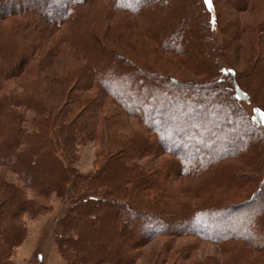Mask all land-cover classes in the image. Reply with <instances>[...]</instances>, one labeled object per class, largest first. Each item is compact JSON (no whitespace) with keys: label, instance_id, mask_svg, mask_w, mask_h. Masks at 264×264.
<instances>
[{"label":"trees","instance_id":"obj_1","mask_svg":"<svg viewBox=\"0 0 264 264\" xmlns=\"http://www.w3.org/2000/svg\"><path fill=\"white\" fill-rule=\"evenodd\" d=\"M47 1L52 0H34V7H29V9L19 7L18 11L15 12L14 10L6 11V14H9L5 17L12 18L13 16L16 17L17 14L18 17L29 16L27 24H31L28 25V28L33 29L34 39H38L36 31L40 32L44 27L42 24H46L48 28L51 27L57 31L64 28L67 23H73L74 31L72 33L76 37H72L71 34L70 39H73L75 43H73V48L77 44L80 51L79 55L84 59L81 66L83 76H87L84 79L88 78L85 81L91 84V88H97L103 98L107 96L125 113L137 117L140 124L150 133L146 135L139 132L135 133L133 137L119 139V144L116 145L117 148L106 157L100 170L84 175L68 165L65 160L73 162V158H75L73 156L74 150H71V143L75 144V141L81 139V137L84 140V138L100 136L97 122L92 121L95 116L89 117L87 121L85 119L87 110L92 108L89 111L90 113L94 109L93 107L96 105L94 101L93 103L92 101L87 102L77 116L72 119L69 126L67 122L53 123L49 118H43L45 128L42 127V124L39 126L35 122L34 131L27 129L24 113L21 110L17 111L12 108L14 106L26 109L32 108L33 103L29 99V94L23 95L21 101L9 99L10 101L2 102L4 105L0 108H4V113L7 116L2 122L0 121V167H9V170L18 173L27 187L33 188L36 194L44 197L52 193L62 195L64 191L66 193L69 183L73 182L74 184L75 197L72 198L60 227L61 233L64 230L68 236L62 239L65 242L59 241V244H68L76 253L74 255L86 264L92 263L90 260L95 259L100 264H127L130 259L136 258L137 251L145 242L142 238L130 234L126 229V225L130 224L133 215H138L140 218L150 216L157 220L159 223L155 225L154 230L158 228L163 231L161 234L187 235L188 232L194 233V230L192 232L188 228L189 225L181 226L182 229L178 227L180 229H176V231L164 227L163 224L166 221L167 214L171 212V209L174 210L176 206L169 205L163 199V196L162 198L157 196L153 190L159 191L162 185L154 175L145 171L136 160L140 156L165 153L179 159L185 152L186 146L189 147L193 143V145L202 146V149L197 151L201 156L197 153L194 155V160L190 161V165H187L190 169L186 176H192V178L202 176L209 182H205L203 185L202 189L206 190L207 194H202L201 201L195 206H192L195 202H185L186 208L198 212L196 215L193 214L195 219H208L211 224L217 223L221 219L220 217L213 219L212 210L234 211L235 209H232L233 205L247 208L246 218L247 220L251 219V229H246L239 224L240 229L238 231L234 227L233 231L232 227H230L231 231L229 230L230 234L237 232V235L232 234L233 236H230L226 233L220 235L217 239L220 245L241 243L245 247L264 251V205L262 203L253 205L254 202L244 203L240 201L234 203L235 201L231 200L233 196L230 199L227 196L217 198L215 194H213L214 196L210 194L223 189L225 191L234 190L235 195H237L236 193H239L244 187L247 178L235 174L231 170V165H229L231 160L240 158L244 152H242V149L224 152L217 148L218 141L215 139L216 136L211 133L217 134L221 129V124L213 122L208 125L204 122L205 118H203V112H211V104H201L200 101L190 98V95L187 94L190 93L188 91L193 90L212 91L213 88H220L221 91L214 93L215 95L224 93L227 96V103L229 104L227 117L230 126H234L235 122H239L250 132L252 131L258 135V139L251 140L248 145L258 149L261 155L256 161L257 164L253 167L256 174L251 181L253 180V184L256 185L259 178L264 175V108L256 104L253 105L251 112L247 113L245 111L243 102L251 103L253 98L243 84L239 83L235 69L222 65L210 71L211 77H214L211 81L213 84L195 83L194 80L182 81L158 71H144L137 67L134 60L122 54L114 53L113 49L95 32H83L80 29L81 26L74 23L73 16L75 13L78 14L76 9L95 0H67L65 3H57L48 10L42 11L41 14L36 11V9L41 8L40 4L42 6ZM54 1L56 2V0ZM108 1L114 9L125 10L127 8L131 10L136 6L137 9L133 11L144 13L147 9L146 1L148 0H139L138 3H131L133 0ZM166 1L157 8V11L154 10L162 22L160 30L155 31L157 33L156 43L164 50L175 55H183V52L188 51L189 54L192 53L190 55L194 60H200L201 56L206 54L205 49L211 48V51L212 49L214 51V23H220L221 20L217 0H211L210 6L205 0ZM14 2L17 3L16 0H0V10L5 9L4 7L11 3L14 5ZM169 2L172 3L170 8L167 7ZM121 3L126 7H120ZM151 3L156 4L154 0ZM164 7L169 11L167 15L162 14ZM148 10L152 12L151 9ZM40 25L42 26L40 27ZM81 32L86 37H82ZM6 39L8 38L0 41V52L4 54V51L11 49L15 56L24 57L22 62L18 64L17 72H20L23 68L26 69L31 59V51L33 52L34 46L36 47L38 43L31 41L28 48H26L27 45H23L21 41ZM70 39L67 37L62 41L72 46ZM169 39L174 42V45L169 42ZM190 55L189 57H191ZM17 72H11L7 76L13 77ZM223 79L228 82L227 89L223 88L224 84L221 82ZM258 79L260 80L258 83L262 88L264 66L260 74L258 73ZM111 80H114L116 84L119 81L122 83L117 84L120 86L119 88H112L109 83ZM125 88L128 90L125 91ZM187 104L198 111L194 116L186 114L189 117L188 120L194 125L190 126L189 122L186 121L184 123L186 126H180L176 124L177 119L175 116H180L181 109L177 110L178 107L176 106L183 108ZM224 104L226 103H218L222 106L221 108L225 109ZM148 109L149 111L152 109L157 114L159 121L157 127L146 121ZM165 114L171 116L172 119L167 120L164 117ZM39 115L41 114L39 113ZM39 115L36 116L35 121L39 120ZM197 115L198 117H196ZM186 117L183 118L186 119ZM201 120L203 121L200 122ZM72 128L77 129V132L72 133L70 131ZM57 129H59L62 136H58ZM185 130L193 132L199 142L196 143L194 140L192 142V139H187L185 134L182 133ZM163 142L165 147L162 146L158 150L154 149V143L160 145ZM182 159L185 158L182 157ZM177 161L182 162L181 159ZM176 166L178 170L176 174L178 172L180 175L181 170L179 171V169L182 164L177 163ZM3 185L9 195L6 196L4 193L5 198L0 200V264H8V254L25 237V226L21 224L22 227H15L14 220L24 213L37 214L44 205L40 204L35 198H29L24 191H20L19 187L9 183V181L8 183L4 181ZM151 191H153L154 196L151 195L150 197ZM250 193L249 191L248 195ZM4 205H7L6 212L3 211ZM251 206H255V211L251 212L254 209ZM248 207H251V210ZM139 211L141 212L139 213ZM183 211H185V208ZM187 216L183 217V220L187 218L191 221L192 217L188 218ZM210 223L208 224L210 225ZM146 225L148 223H143L142 227L139 228L141 235L148 238L157 235L153 229L149 232ZM196 231L199 233L200 230ZM231 248L229 246L228 250ZM214 264H264V262L247 258L246 253L241 250H232L228 260H221Z\"/></svg>","mask_w":264,"mask_h":264},{"label":"rangeland","instance_id":"obj_2","mask_svg":"<svg viewBox=\"0 0 264 264\" xmlns=\"http://www.w3.org/2000/svg\"><path fill=\"white\" fill-rule=\"evenodd\" d=\"M16 1L17 3L14 2V5L11 3L6 5L5 9L0 10V41L5 40V38H8L6 40L15 39L18 42L21 41L23 45H27L26 48H28L31 41H36L38 45L34 46L28 67L26 66V69L23 68L22 72L20 71L21 73L17 72V67L24 57L15 56L11 49L4 51V54L0 52V106L4 105L2 104L3 101H21L23 95L29 94V99L33 103L32 108L26 109L20 106L12 108L17 111L21 110L24 113L27 129L34 131L35 122L39 126L42 124V127L45 128V120L43 121V118H49L53 123L67 122L69 126V123L71 124L72 119L77 116L84 105L87 102L92 101L93 103L94 101L96 105L92 106L94 108L91 111L92 113H89L92 108L87 110L85 119L87 121L89 117L95 116L92 121L97 122L100 136H92L84 138V140L81 137V139L75 141V144L71 143V150H74L73 156L75 158H73V162L63 159L81 174L87 175L97 172L105 162L106 157L117 148L116 145L119 144V139L133 137L135 133L139 132L146 135L150 133L140 124L137 117L125 113L107 96L103 98L97 88H91V84L85 81L88 78L84 79L87 76H83L81 66L84 59L79 55L80 51L77 44L73 48L74 41L70 39L71 34L72 37H76L72 33L74 31L73 23H67L64 28H60L57 31L54 28H48L46 24H42L44 27L40 32L36 31L38 39H34L32 35L33 29L28 28V25L30 26L31 24H27L29 16L18 17L17 14L16 17H5V15L9 14H6V11L14 10L15 12L18 11L19 7L29 9V7L35 6L34 0ZM165 1L154 0L156 4H153L151 3L152 0H148L146 1V11L141 13V11H133L137 9L136 6L131 10L127 8L125 10L114 9L108 0H95L84 6H79L76 9L79 15L75 13L73 20H75L74 23L81 26L80 29L83 32H95L113 49L114 53L122 54L134 60L137 67L144 71H158L182 81L194 80L195 83L213 84L211 81H213L214 77H211L210 71L222 65L233 67L237 72L239 83L243 84L253 98L251 103L243 102L245 111L247 113L251 112L253 105L256 104L264 108V82L262 88L260 83H258L260 81L258 73L260 74L264 66V0H217L218 13L221 20L220 23H214L213 39H215V50L213 51L212 49L211 51V48L205 49L206 54L201 56L200 60H194L190 55L192 53L189 54L188 51L183 52V55H175L170 51L164 50L156 43L157 33L155 31L160 30L162 22L155 12ZM63 2L65 3L67 0L47 1L42 6L38 4L41 8L38 7L40 9H36V11L41 14L43 13L42 11ZM138 2L139 0H133L131 3ZM171 4L169 2L167 7L170 8ZM120 7L126 6L121 3ZM164 8L162 14L167 15L169 11L166 7ZM148 9H151L152 12ZM138 10L140 9L138 8ZM83 32L80 35L82 34V37H86ZM67 37H69L72 46L62 41ZM169 42H171L170 39ZM171 43L174 45V42ZM11 72H17V74L13 77H8ZM221 82L224 84L223 88L227 89V80L223 79ZM109 83L112 88H119L120 86L117 84L122 82L119 81L116 84L114 80H111ZM217 91H221L220 88H213L212 91L193 90L188 91L190 93L187 94L190 95V98L200 101L201 104H211L212 113L203 112L204 122L208 123V125L213 122L221 124V129L217 134L211 133L216 136L218 149L224 152L242 149V152H244L242 156L231 160L229 165H231V170L235 174L237 173L247 179L244 187L239 193H236L237 195H235L234 190L225 191L221 188L220 191L211 192L210 194L212 196L215 194L217 198L227 196L230 199L233 196L231 200H234V203L240 201L244 203L254 202L253 205L257 203L264 205V175L259 178L256 185L253 184V180L251 181L256 174V170L253 167L257 164L256 161L261 155L258 149L248 145L251 140L258 139V135L252 131L250 132L249 129L239 122H235L234 126H230V121L227 117V112H229L227 96L224 93L215 95ZM219 102L226 103L224 104L225 109L218 105ZM177 104L179 105V103ZM178 105L176 106L178 107L177 110L181 109V112H179V117L175 116L177 119L176 124L186 126L184 123L187 121L190 126L194 125L188 120L189 117L186 114L194 116L198 111L188 104L185 107L183 106V108H179ZM3 109V107L0 108L1 122L7 116ZM87 113L89 114L87 115ZM38 115L40 118L35 121ZM184 116H187V120L183 118ZM164 117L167 120L172 119L171 116L166 114ZM146 121L152 126L157 127L159 125L157 114L152 109L148 112ZM225 129L226 131H224ZM57 130L58 136H62L59 129ZM76 130L74 128L70 129L72 133ZM182 133L185 134L187 139H192V142L193 140L196 143L199 142V139L190 130H185ZM191 144L189 147L186 146L185 154L183 153V156L181 155L179 159L165 153L140 156L136 160L145 171L154 175L162 185L163 189L161 188L159 191L153 190L157 196L159 198L163 196V199L169 205L173 204L176 206L174 210L171 209V212L167 214L166 221L163 224L164 227L166 226L176 231L181 226L189 225L188 228L192 232L194 230V233L188 232L187 235L161 234L163 231L158 228L154 230L155 225L159 223L157 220L150 216L140 218L138 215H133V219L130 224L126 225V229L130 234L142 238L145 242L142 243L137 251L136 258L130 259L127 264H214L221 260H228L232 250H241L246 253L247 258L257 262H264V251L245 247L241 243L220 245L217 239V237L226 233L230 236L237 235V232H233V235L230 234L229 230L232 227L233 231L234 227L238 231L240 229L238 227L239 224L246 229H251V219L247 220L246 218L247 208L233 205L232 209H235L234 211L212 210L213 219L221 218L219 222L212 224L208 219H195L194 215L198 212L188 207L186 208L185 202H195L192 204V206H195L201 201L202 194H207L206 190L202 189L203 185L205 182H209L202 176L196 178L186 176L190 169L187 165H190V161L194 160V155L198 154L197 151L202 149L201 145ZM164 145V142L160 145L154 143L153 147L158 150L162 146L165 147ZM182 157L185 159H182ZM180 159L185 165L177 161ZM177 163L179 165L180 163L182 164L179 169V171L181 170L180 175L178 172L176 174V171H178ZM4 181L7 183L9 181V183L16 185L29 198H35L40 204L44 205L37 214L24 213L14 220L15 227L20 228L22 227L21 224L25 226V237L22 242L12 248L11 253L7 257V263L86 264L78 256H75L76 253L68 244H59V241L65 242L62 239L68 236L64 230L61 233L60 227L69 204L72 198L75 197L73 182L68 184L66 193L65 191L62 195L52 193L44 197L36 194L33 188L27 187L18 173L12 172L9 167H0V200L5 198V195H9V192L7 193L6 188H4ZM153 191L150 192V197L151 195L154 196L152 194ZM249 191L251 193L248 195ZM4 193L5 195H3ZM251 207H248V209L251 210ZM184 208L185 211L182 212ZM252 209L251 212L255 211V206ZM6 210L7 205L3 211L6 212ZM186 215H188V218L192 217L191 221L187 218V220H183ZM8 219L10 220L11 218L9 217ZM171 219L173 220L171 221ZM143 223H148L146 225L148 231L150 232L153 229L157 235L151 238L141 235L139 228L142 227ZM195 229L200 230L199 233ZM229 246L232 248L228 250ZM95 260H90L92 262L90 264H100Z\"/></svg>","mask_w":264,"mask_h":264},{"label":"snow or ice","instance_id":"obj_3","mask_svg":"<svg viewBox=\"0 0 264 264\" xmlns=\"http://www.w3.org/2000/svg\"><path fill=\"white\" fill-rule=\"evenodd\" d=\"M205 2L209 4V6L211 5V0H205Z\"/></svg>","mask_w":264,"mask_h":264}]
</instances>
